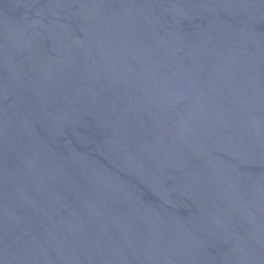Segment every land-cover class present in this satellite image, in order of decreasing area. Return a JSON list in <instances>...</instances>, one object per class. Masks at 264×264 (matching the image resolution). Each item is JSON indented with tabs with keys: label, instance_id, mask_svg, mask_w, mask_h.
Here are the masks:
<instances>
[{
	"label": "water",
	"instance_id": "95a60500",
	"mask_svg": "<svg viewBox=\"0 0 264 264\" xmlns=\"http://www.w3.org/2000/svg\"><path fill=\"white\" fill-rule=\"evenodd\" d=\"M0 264H264V0H0Z\"/></svg>",
	"mask_w": 264,
	"mask_h": 264
}]
</instances>
